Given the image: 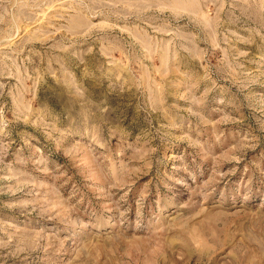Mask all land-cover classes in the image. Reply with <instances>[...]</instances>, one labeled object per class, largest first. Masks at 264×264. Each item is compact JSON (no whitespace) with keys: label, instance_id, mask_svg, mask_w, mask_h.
<instances>
[{"label":"rangeland","instance_id":"rangeland-1","mask_svg":"<svg viewBox=\"0 0 264 264\" xmlns=\"http://www.w3.org/2000/svg\"><path fill=\"white\" fill-rule=\"evenodd\" d=\"M0 264H264V0H0Z\"/></svg>","mask_w":264,"mask_h":264}]
</instances>
